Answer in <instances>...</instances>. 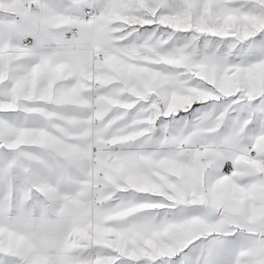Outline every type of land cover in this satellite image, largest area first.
Listing matches in <instances>:
<instances>
[{"label":"snow or ice","instance_id":"snow-or-ice-1","mask_svg":"<svg viewBox=\"0 0 264 264\" xmlns=\"http://www.w3.org/2000/svg\"><path fill=\"white\" fill-rule=\"evenodd\" d=\"M0 264H264V0H0Z\"/></svg>","mask_w":264,"mask_h":264}]
</instances>
